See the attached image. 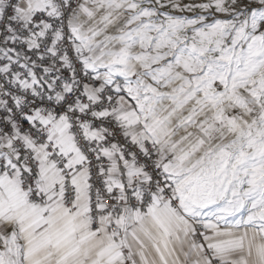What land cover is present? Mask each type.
<instances>
[{
  "label": "snow or ice",
  "instance_id": "6c2138e0",
  "mask_svg": "<svg viewBox=\"0 0 264 264\" xmlns=\"http://www.w3.org/2000/svg\"><path fill=\"white\" fill-rule=\"evenodd\" d=\"M0 264H264V0H0Z\"/></svg>",
  "mask_w": 264,
  "mask_h": 264
}]
</instances>
